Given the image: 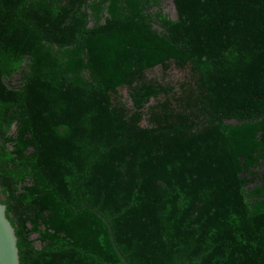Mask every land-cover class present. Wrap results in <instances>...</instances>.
<instances>
[{"label": "trees", "instance_id": "16d2710c", "mask_svg": "<svg viewBox=\"0 0 264 264\" xmlns=\"http://www.w3.org/2000/svg\"><path fill=\"white\" fill-rule=\"evenodd\" d=\"M171 1L0 0L20 264H264V0Z\"/></svg>", "mask_w": 264, "mask_h": 264}, {"label": "water", "instance_id": "95a60500", "mask_svg": "<svg viewBox=\"0 0 264 264\" xmlns=\"http://www.w3.org/2000/svg\"><path fill=\"white\" fill-rule=\"evenodd\" d=\"M85 207H87V205H85ZM92 211L95 213V215L101 218L103 223L106 225L112 247L117 256L120 258L123 264H129L115 245L112 230L108 224V219L101 216L94 210ZM16 242L17 240L14 234V229L6 217V206L4 204H0V264H20Z\"/></svg>", "mask_w": 264, "mask_h": 264}, {"label": "rangeland", "instance_id": "374dc122", "mask_svg": "<svg viewBox=\"0 0 264 264\" xmlns=\"http://www.w3.org/2000/svg\"><path fill=\"white\" fill-rule=\"evenodd\" d=\"M162 8L165 14H168L172 19L175 18V10L171 0H162Z\"/></svg>", "mask_w": 264, "mask_h": 264}]
</instances>
